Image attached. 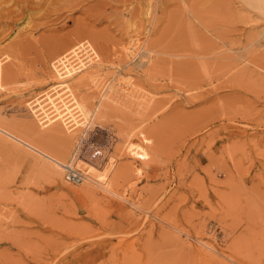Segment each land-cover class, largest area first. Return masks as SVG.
<instances>
[{"label":"rangeland","instance_id":"374dc122","mask_svg":"<svg viewBox=\"0 0 264 264\" xmlns=\"http://www.w3.org/2000/svg\"><path fill=\"white\" fill-rule=\"evenodd\" d=\"M37 1L0 0L1 118L57 152L114 99L94 183L2 135L0 264H264V0Z\"/></svg>","mask_w":264,"mask_h":264},{"label":"bare ground","instance_id":"6f19581e","mask_svg":"<svg viewBox=\"0 0 264 264\" xmlns=\"http://www.w3.org/2000/svg\"><path fill=\"white\" fill-rule=\"evenodd\" d=\"M32 1V0H31ZM73 0H69V2H68V0L67 1H65V0H38L37 2H32L34 5H35V8H30V9H32V12H40V11H42L43 12V10H45V11H47L48 10V12L47 13H56L55 15H61V13H59V12H61L63 9H61L62 7H66L68 10H72V9H74L75 7V5H73V4H76V2L79 4V5H81L80 3H81V0H80V2L78 1V0H75L76 2L75 3H73L72 2ZM83 1V0H82ZM253 1V0H252ZM257 1V3L259 2L258 0H256ZM248 2V1H247ZM82 3H84V1L82 2ZM249 3V2H248ZM15 4V3H14ZM77 4V6L76 7H78L79 5ZM250 4V3H249ZM254 3L253 2H251V4L249 5V6H251V5H253ZM31 5V4H30ZM248 5V4H247ZM256 5V4H255ZM258 5H259V3H258ZM15 6V5H14ZM87 6V5H86ZM254 6V5H253ZM252 6V9H257V6L255 7H253ZM260 6V5H259ZM32 7V6H31ZM82 7V6H81ZM85 7V6H84ZM83 7V8H84ZM261 7H263V5H261L260 6V8ZM86 8V7H85ZM84 8V9H85ZM27 9H28V7H27ZM90 9V8H89ZM89 9H85L86 11L87 10H89ZM251 9V8H250ZM65 10V9H64ZM81 10V9H80ZM85 10H83V12L85 11ZM21 11V10H20ZM254 11V10H253ZM29 12V11H28ZM27 12V13H28ZM30 12H31V10H30ZM67 12V11H66ZM71 12V11H70ZM73 12V11H72ZM259 13V12H258ZM12 14V13H11ZM21 14H23V13H21ZM31 14V13H30ZM6 15V14H5ZM15 15V14H14ZM11 16V15H10ZM31 16H32V14H31ZM64 16V15H63ZM262 16V15H261ZM13 17V16H12ZM20 17V16H19ZM57 17V16H56ZM7 18H8V15H7ZM58 18V17H57ZM251 18V17H250ZM2 19V18H1ZM19 19V18H18ZM31 19H33V18H31ZM38 20V19H37ZM18 21V20H17ZM14 22H16V21H14ZM38 22V21H37ZM46 22V21H45ZM53 22V21H52ZM27 23V22H26ZM33 23V22H32ZM47 24V23H46ZM21 25V24H20ZM30 25V24H29ZM35 25V24H34ZM12 26V25H11ZM22 26H24L23 24H22ZM21 26V27H22ZM41 26V25H40ZM9 27V26H8ZM19 27V26H18ZM39 27V26H38ZM33 28V27H32ZM3 29V28H2ZM8 29V28H7ZM6 30V29H5ZM7 31V30H6ZM34 31V30H33ZM11 33V32H10ZM5 34V33H4ZM3 34V35H4ZM2 35V34H1ZM19 39V38H18ZM16 41H14V43H15ZM18 42V41H17ZM17 45V44H16ZM18 46V45H17ZM20 46V45H19ZM2 50V49H1ZM16 50V49H15ZM14 50V51H15ZM127 51H128V49H127ZM149 53H154L152 50H150V49H148L147 50ZM130 53V52H129ZM4 73H0V75L1 76H4L3 75ZM6 75V74H5ZM0 76V77H1ZM6 77V76H5ZM16 78V77H15ZM4 79V78H3ZM2 79V80H3ZM14 79V78H13ZM5 80V79H4ZM0 81H1V79H0ZM19 81V80H18ZM4 84H5V82H3ZM2 86V85H1ZM115 89V88H114ZM106 90H107V88H106ZM111 90H113V89H111ZM106 93V92H105ZM108 93H110V91L108 92ZM112 93V92H111ZM113 94V93H112ZM112 94H110V98H109V96H108V98H106V101H105V99H102V100H100V102H99V105L94 109V111H93V113H92V117L90 118V120H89V122H88V128H86V129H84L85 131L82 133V135L79 137V138H77V137H75V136H73V134L72 135H69V137L67 138V141H66V143L63 145H61L60 146V148H57L56 149V151L57 152H50V151H48L47 149L45 150V148H43L42 149V147H37V145H35V144H33V143H31V141H29L28 140V138H25L24 136H22V135H20L19 134V132L18 131H15V130H13L12 128H13V126H12V128L10 127V125H11V121L10 120H8V119H3V118H1L2 116L0 115V141H1V143H3V145H7V142H8V138H10L9 140H13V142L15 141L16 143H20V144H22V145H24V146H26V147H28L31 151H33V152H35V153H37V154H39L43 159H45V160H42L43 162H44V164H45V167H46V170H48L52 175H54L55 177H57L59 180L60 179H62L63 178V172H62V169L64 170V166H66V165H68V164H64V161L67 159V157L70 155V153L72 152L71 150H72V148L74 147V144H75V142L77 143V146H76V149H75V152H74V155H73V158H72V160L70 161V162H72V161H75V160H78V162L80 163L81 162V155H80V149H81V143H83L84 141H85V138L88 136V133L90 132V128L92 127V125H91V123L93 122L94 123V119H97V117H98V119L99 118H101L102 119V117L103 116H105V113H106V111H107V109H108V105L111 103V102H109L110 101V99H114V97L112 98L111 96H113ZM104 97H105V95H103ZM103 97V98H104ZM108 99V100H107ZM105 118V117H104ZM97 119V120H98ZM18 122V121H17ZM16 122V123H17ZM14 123H15V121H13V125H14ZM21 125V124H20ZM94 125V124H93ZM101 125V124H100ZM106 125V124H105ZM19 126V125H18ZM16 127V126H15ZM22 127V126H21ZM16 129V128H15ZM76 130V129H75ZM92 131V130H91ZM18 132V133H17ZM21 132V131H20ZM2 135L4 136H7L8 138L7 139H5L4 137H2ZM88 138V137H87ZM2 139V140H1ZM77 139V140H76ZM101 139V138H100ZM3 140H5V141H3ZM87 140V139H86ZM86 142V141H85ZM93 143V142H92ZM94 143H96V142H94ZM94 143H93V145H94ZM11 144V143H10ZM83 145V144H82ZM9 146V145H8ZM96 146V145H95ZM5 147V146H4ZM53 151H55V150H53ZM77 158V159H76ZM39 159V158H38ZM40 160V159H39ZM40 160V161H41ZM87 180H88V182L89 183H94L92 180H90V179H88L87 178ZM61 181H63V180H61ZM82 184V183H81ZM96 184V183H95ZM80 185V184H79ZM89 186H84L82 189H78V188H74L73 190L75 191V192H77L78 194L80 193V194H90L91 196L94 194V192H92L90 189L92 188V185H91V187H90V184H88ZM89 189H88V188ZM81 191H84V192H81ZM126 209V208H125ZM203 249V248H202ZM205 253V252H204ZM204 253H202L201 252V256H199V258L200 257H202L204 260H210V258L208 257V254L206 255V254H204ZM197 254H199L198 252H197ZM241 254V253H240ZM239 256V255H238ZM211 259H213L214 257H215V255H211ZM218 257L216 256V259H217ZM216 259H213V260H216ZM212 260V261H213ZM217 260H219V259H217ZM214 262V261H213ZM214 263H217V262H214ZM204 264V263H203Z\"/></svg>","mask_w":264,"mask_h":264},{"label":"built area","instance_id":"2783aa9c","mask_svg":"<svg viewBox=\"0 0 264 264\" xmlns=\"http://www.w3.org/2000/svg\"><path fill=\"white\" fill-rule=\"evenodd\" d=\"M76 66L79 67L80 65ZM64 170L65 179L70 184L79 185L87 180L86 174L77 167L76 160L64 166Z\"/></svg>","mask_w":264,"mask_h":264}]
</instances>
